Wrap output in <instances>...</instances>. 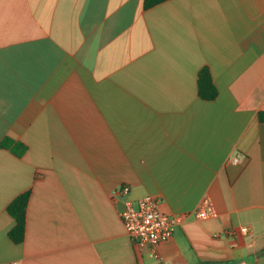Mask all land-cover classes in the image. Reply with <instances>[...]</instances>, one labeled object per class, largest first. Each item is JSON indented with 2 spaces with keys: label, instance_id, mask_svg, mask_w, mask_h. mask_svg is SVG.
I'll list each match as a JSON object with an SVG mask.
<instances>
[{
  "label": "crops",
  "instance_id": "0c3cea01",
  "mask_svg": "<svg viewBox=\"0 0 264 264\" xmlns=\"http://www.w3.org/2000/svg\"><path fill=\"white\" fill-rule=\"evenodd\" d=\"M261 113L264 0H0V142L27 147L0 148V264H264ZM27 191L15 244L7 208ZM148 195L183 215L209 196L217 216L157 259L119 215Z\"/></svg>",
  "mask_w": 264,
  "mask_h": 264
},
{
  "label": "built area",
  "instance_id": "2783aa9c",
  "mask_svg": "<svg viewBox=\"0 0 264 264\" xmlns=\"http://www.w3.org/2000/svg\"><path fill=\"white\" fill-rule=\"evenodd\" d=\"M233 163L239 162L238 157L231 160ZM130 187L122 186L114 195L121 199L128 196ZM161 198L145 196L142 199L133 201L123 199L119 210L120 218L124 224L127 235L134 243L138 252L145 249L152 251L155 258L159 259L158 247L170 241L177 228L193 216L195 219H209L217 216L216 209L209 196L204 197L197 209L189 214H167L160 209ZM250 232L249 227H242L237 232L246 235ZM229 235L235 236L236 231L231 230ZM17 264V263H14Z\"/></svg>",
  "mask_w": 264,
  "mask_h": 264
},
{
  "label": "trees",
  "instance_id": "16d2710c",
  "mask_svg": "<svg viewBox=\"0 0 264 264\" xmlns=\"http://www.w3.org/2000/svg\"><path fill=\"white\" fill-rule=\"evenodd\" d=\"M168 0H144V8H153ZM198 92L200 98L208 101L215 100L218 96V89L214 84L211 72L208 68L200 71L198 80ZM260 120L264 122V113L260 114ZM0 148L11 149L18 157H22L27 150L25 144L17 142L10 137H5L0 142ZM31 192L27 191L16 197L8 206L7 211L14 219L15 225L9 232V238L15 244L24 242L26 234V216ZM264 256V250L259 254Z\"/></svg>",
  "mask_w": 264,
  "mask_h": 264
}]
</instances>
